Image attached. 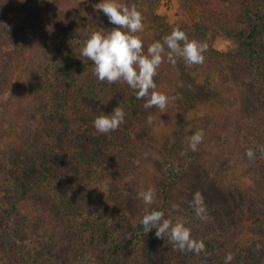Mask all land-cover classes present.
Returning a JSON list of instances; mask_svg holds the SVG:
<instances>
[{"label": "rangeland", "instance_id": "374dc122", "mask_svg": "<svg viewBox=\"0 0 264 264\" xmlns=\"http://www.w3.org/2000/svg\"><path fill=\"white\" fill-rule=\"evenodd\" d=\"M31 1L47 9V18L41 25L46 33L59 24L57 15L60 14L66 17V28L72 27L73 33L85 40L93 31L106 34L117 27L109 23L100 10L94 9L100 2L97 0ZM137 9L143 15V30L136 35L142 38L145 52L152 42H163V37L168 35L163 29L171 31L179 26L188 32L196 22L183 0H141ZM155 16L158 19L154 20ZM31 23V16L25 13L17 18L0 16V37L23 31L30 46L37 47V40L27 31ZM207 35L210 46L218 52L235 53L239 49L236 37ZM63 37L47 38L49 47L34 53L17 73L10 91L0 97V154L12 152L13 159L24 163L33 158L34 135L39 134L41 127L55 128L50 123L56 116L52 101L56 82L65 93L69 92L70 101L75 103L58 137L57 155L61 164L56 178V198L57 201L79 202L86 207L97 205L103 215L100 223L105 233L97 236L87 231L82 225L84 219L66 214L59 203L45 201L34 191L32 179L19 181V175L12 173L13 182L0 187V264H16L10 255L14 243L30 248L34 264H111L114 245L129 237L128 226L135 227L158 200L162 181L159 164L164 155L158 147L148 146L144 135L159 145H171L180 140L177 167L187 170L183 172L181 183L169 192L171 205H178L177 209L182 212L173 223L183 222L194 239L203 241L205 251L181 252L167 235L164 239L150 235L136 241L121 259L126 264H220V230L225 217L239 206L255 202L264 193V164L257 163L259 159L255 156L249 159L245 155L250 148L257 152L262 144L251 136L236 147L226 135L228 129L218 130L215 126L221 115L233 113L264 131V111L255 109L250 102L245 81L231 78L239 74L236 67L239 59L227 63L225 66L231 68L228 70L215 63L190 66V75H196L193 81L204 83L214 95L209 102L192 106L181 117L177 102L182 98V81L176 63L167 60L165 47L164 62L154 80H157V91L175 100H170L161 112L158 108L145 109V100L141 99V113L137 118L125 117L117 130L104 135L96 132L92 121L112 111L99 100L83 96V92L72 85L73 79L81 81L90 74L95 77L92 62L81 55L82 46H75L78 40ZM60 70L65 71L64 77L59 74ZM117 89L124 99L135 95L122 81ZM148 116L152 117L151 123L147 122ZM198 129H203V140L197 150L192 151L188 139ZM86 139L92 144L90 148ZM73 145L76 150L90 155L87 160L90 171L84 167L85 160L76 156ZM207 171L212 178L217 177L223 191L213 187ZM16 179L19 184L15 187ZM90 184L96 186L97 195L93 199L97 204L89 199ZM148 188L155 190V199L150 205L137 198L138 192ZM196 191L204 197V219L198 218L189 204ZM257 249L264 257V239Z\"/></svg>", "mask_w": 264, "mask_h": 264}, {"label": "trees", "instance_id": "16d2710c", "mask_svg": "<svg viewBox=\"0 0 264 264\" xmlns=\"http://www.w3.org/2000/svg\"><path fill=\"white\" fill-rule=\"evenodd\" d=\"M100 1V0H97ZM141 0H116L119 4L129 7L138 5ZM189 12L196 18L191 31H184L190 40H196L207 44V51L204 53V63H215L221 68L228 70L230 67L225 65L231 63V60L239 59L236 67L239 74L232 76L245 81L246 94L255 109L264 111V0H183ZM27 12V13H26ZM31 16V26L27 30L34 39L37 40V47L32 48L26 33H15L9 37H0V97L8 93L14 83L17 73L22 69L24 64L34 57L37 50L41 51L49 47L47 40L52 36L54 39H60L63 36H69L78 40L75 46H82L85 38L81 35L74 34L72 27L64 24L65 16L57 15V22L50 32L46 33L41 25L47 18V9H41L40 6L31 0H0L1 18H17L23 14ZM59 14V13H58ZM153 19H158L156 16ZM63 22V23H62ZM26 30V29H25ZM164 33L170 34L171 31L163 29ZM207 33L212 35L223 34L229 37H236L239 40V49L235 53H221L214 50L208 40ZM48 38V39H47ZM64 38V37H63ZM69 39V38H68ZM54 41V40H51ZM52 44V43H51ZM203 63V64H204ZM176 67L178 76L182 81L181 94L182 98L178 100L180 116L199 103H207L211 100L214 93L203 84H196L193 80L196 75H190L191 67L186 65L182 58L177 57ZM59 74L65 76V71L60 70ZM82 77L81 81L73 79L72 85L76 90L83 92V96L95 98L108 106L112 111L115 107H122L126 113V118L132 120L137 118L141 113L139 101L135 95L124 99L118 92L119 82L107 84L100 82L96 77ZM66 80V79H65ZM157 83V80H154ZM235 82V81H234ZM54 113L56 116L51 120L50 125H55L53 130L46 127L39 129V134L35 136V151L33 158L29 163L20 162L12 158V152L9 154L1 152L0 154V187L7 186L13 182L10 177L12 173L18 174L19 181H27V178L33 180L34 191L42 195L45 201L50 203H59L65 213L73 217L84 219L82 224L84 229L94 232L97 236L104 235L101 227L102 213L98 206L86 207L82 203H76L71 200H59L56 198L58 190L56 188L57 175L60 171V158L58 152V137L61 133V126L66 120V116L72 112L75 103L70 101L69 92H64L56 82L52 93ZM77 96V95H75ZM78 97V96H77ZM256 114V113H253ZM258 116V115H257ZM244 117L237 114L221 115L216 121L215 126L218 130H225L226 135L233 140L238 146L251 136L262 144L261 148H250L254 156L257 157V163L264 164V131L260 130L255 124L245 122ZM220 122V123H219ZM264 122V121H263ZM223 124V125H222ZM264 124V123H263ZM148 132V131H146ZM144 134H147L144 132ZM145 143L154 148L158 147L162 152L164 159L159 164V171L162 175V181L159 186L157 196L158 200L155 205L148 211L160 210L165 214V218L172 221L181 215L179 209H172V198L170 190L180 184L186 169L177 167V155L180 148V140L171 145L157 144L155 140L147 135ZM88 142V143H87ZM86 144L90 148L92 144L86 139ZM78 158L85 160L84 167L88 170V153L76 150V145L72 146ZM9 162V163H8ZM193 161L191 160V163ZM194 164L197 163L193 162ZM59 167V168H58ZM72 165L70 166L71 170ZM183 170V171H182ZM206 176L212 182L213 187L221 191L222 188L218 183L217 177L212 178L209 171ZM14 180L17 184L19 181ZM89 185V184H88ZM96 186L90 184L89 199L91 203H96L94 196L97 194ZM223 191V190H222ZM254 201V200H252ZM89 224V226H88ZM129 237L118 241L112 252L111 264H126L121 255L127 251L136 241L144 237L155 235V229L144 231L140 222L135 226H128ZM221 245L220 264H225V257L232 254L234 259L230 264H264V257L261 255L258 245L262 244L264 239V193L256 198L255 202L248 205L239 206L233 213L228 214L220 230ZM258 250V251H257ZM10 255L16 264H34L32 252L29 247H24L19 243H14L10 250ZM219 259V258H218Z\"/></svg>", "mask_w": 264, "mask_h": 264}, {"label": "clouds", "instance_id": "9594fccd", "mask_svg": "<svg viewBox=\"0 0 264 264\" xmlns=\"http://www.w3.org/2000/svg\"><path fill=\"white\" fill-rule=\"evenodd\" d=\"M94 9L100 10L108 19L109 23L116 25L106 34L102 31H93L84 41L80 52L81 55L92 62V71L100 82L115 84L124 82L135 94L136 99L145 100V109L158 108L165 110L170 100L163 92L156 90L157 85L154 77L157 70L164 62L165 47H167V60L173 64L177 57L182 58L186 65H200L205 61L204 53L207 44L196 40H190L188 35L179 26L174 27L170 34L163 37V42L154 41L144 50L142 38L137 33L143 30V15L135 5L131 7L119 4L116 0H100ZM123 29V31H122ZM126 113L120 106L115 107L110 114H101L92 121V126L99 134H108L117 130L125 121ZM147 122H152V117H147ZM203 129H198L188 139V147L192 151L203 140ZM245 155L252 159L254 153L251 149ZM137 198L145 204H152L155 199V190L148 188L137 193ZM198 218H206V206L203 194L196 191L189 202ZM178 205H172L175 210ZM140 225L147 233L155 229L157 238L167 235L174 247L183 251H193L197 254L205 251L203 241L196 240L191 235V230L183 222L173 223L165 218L160 210L145 212ZM234 259L232 254L225 257V264H230Z\"/></svg>", "mask_w": 264, "mask_h": 264}]
</instances>
